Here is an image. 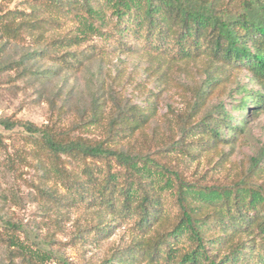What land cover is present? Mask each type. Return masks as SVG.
<instances>
[{
	"label": "trees",
	"instance_id": "16d2710c",
	"mask_svg": "<svg viewBox=\"0 0 264 264\" xmlns=\"http://www.w3.org/2000/svg\"><path fill=\"white\" fill-rule=\"evenodd\" d=\"M31 2L30 13H13V18L21 17L19 25H0V38L21 42L28 21L53 26L61 17L76 32L53 39L56 51L97 35L106 45L101 48L103 54L109 45L120 52L134 51L136 42L173 60L203 53L226 71L247 70L261 88L254 91L243 86L238 90L242 95L233 105L237 114L219 101L204 113L197 127L182 125L178 137L169 138L161 147L152 141L144 151L130 144L140 124L149 120V114L136 104L119 106L101 136L77 133L55 122L39 125L0 119L5 129L20 127L32 140L39 165L65 188L62 203L96 211L93 222L84 228L87 245L99 243L123 225L137 236L103 260L85 264H137L140 260L149 264H223L230 256H222L218 246L238 234L253 232L254 240L249 239L247 246L240 241L234 245L232 262L247 251L255 264H264V145L250 157L248 167L232 178H196L178 166L177 160L190 158L196 149L234 142L247 128L250 115L264 111V0ZM50 10H57L58 19L46 14ZM34 71L25 69L27 75ZM199 133L200 139H193ZM22 231L12 221L0 226V245L9 253V264L16 259L21 264L53 260L51 252L30 242Z\"/></svg>",
	"mask_w": 264,
	"mask_h": 264
},
{
	"label": "rangeland",
	"instance_id": "374dc122",
	"mask_svg": "<svg viewBox=\"0 0 264 264\" xmlns=\"http://www.w3.org/2000/svg\"><path fill=\"white\" fill-rule=\"evenodd\" d=\"M32 6L31 0H0V25H19L21 17L13 18V13H30ZM46 14L55 19L59 16L57 10ZM59 18L53 26L28 21L21 42L0 38V119L39 125L55 122L77 133L101 136L119 106L136 104L149 114V120L140 124L130 144L144 151L152 141L161 147L169 138L178 137L182 125L197 127L204 113L219 101L237 114L233 105L242 95L241 87L261 89L247 70L226 71L203 53L173 60L136 42L134 51L120 52L109 45L103 54L101 48L106 45L97 35L56 51L53 39L76 32L67 19ZM25 69L35 71L27 75ZM24 135L20 127L8 130L0 124V226L6 221L16 223L30 242L51 252L53 260L44 264L99 262L137 237L123 225L108 238L87 245L84 228L93 222L96 211L62 203L65 188L39 165L33 142ZM192 137L200 139L201 134ZM263 145L264 111L250 115L247 128L234 142L193 150L188 159L177 157L178 166L196 178H232L248 167L250 157ZM67 168H71L68 163ZM243 234L218 246L222 256H230L223 264H255L247 251L232 262L234 245L240 241L247 246L249 239L254 240V232ZM8 255L0 245V264H9ZM12 264H21V260ZM137 264L149 263L140 260Z\"/></svg>",
	"mask_w": 264,
	"mask_h": 264
}]
</instances>
